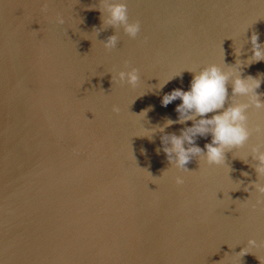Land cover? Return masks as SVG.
Returning a JSON list of instances; mask_svg holds the SVG:
<instances>
[{
    "label": "water",
    "instance_id": "1",
    "mask_svg": "<svg viewBox=\"0 0 264 264\" xmlns=\"http://www.w3.org/2000/svg\"><path fill=\"white\" fill-rule=\"evenodd\" d=\"M0 264H264V0H0Z\"/></svg>",
    "mask_w": 264,
    "mask_h": 264
}]
</instances>
